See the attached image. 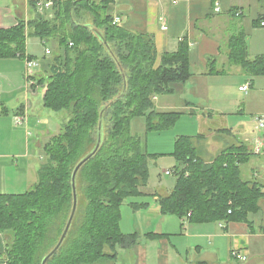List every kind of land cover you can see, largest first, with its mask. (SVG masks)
Listing matches in <instances>:
<instances>
[{"label":"trees","instance_id":"trees-1","mask_svg":"<svg viewBox=\"0 0 264 264\" xmlns=\"http://www.w3.org/2000/svg\"><path fill=\"white\" fill-rule=\"evenodd\" d=\"M110 1L56 0L52 17L38 12L27 22L0 28V59L34 58L26 51L30 35L54 43L47 77L37 83H47L43 106L68 114L61 131L44 144L46 159L35 184L22 193H0L7 264H41L57 244L73 206V171L95 147L101 115L102 144L78 172L76 215L47 264H111L119 246L138 240L137 232L122 231L121 207L128 197L142 194L150 178L149 159L156 155L144 150L132 121L145 117L146 132L173 127L182 113L156 110L154 97L174 93L193 72L187 40L176 51L165 52L158 63L154 38L113 23ZM85 12L91 24L76 19ZM228 48L231 65L249 75H264V54L250 58L246 33L231 37ZM224 73L210 59L207 74ZM171 154L178 161L177 178L170 194L158 198L162 214L183 218L191 213L195 223L246 222L262 208L264 186L243 175L242 165L250 158L244 145L207 161L193 137L184 135L176 139Z\"/></svg>","mask_w":264,"mask_h":264},{"label":"crops","instance_id":"crops-1","mask_svg":"<svg viewBox=\"0 0 264 264\" xmlns=\"http://www.w3.org/2000/svg\"><path fill=\"white\" fill-rule=\"evenodd\" d=\"M40 1L43 0H0V28H10L21 20L27 22L34 18L40 12ZM217 4L219 11L215 9ZM109 12L118 16L119 23L129 30L154 38L158 63L165 52L176 51L180 42L187 40L193 76L186 83L178 84L174 93L154 97L155 108L160 112L179 111L182 115L190 116L201 112L209 118L214 116L215 111L225 115L223 108L197 107V102L209 96L206 87L210 80L234 72L246 74L241 67L229 62L230 38L244 32L250 58L264 54V26L261 25L264 0H111ZM40 13L47 16L51 11ZM87 18L85 22L91 24L89 14ZM212 58L217 60L218 68L225 69L226 73L207 74ZM11 60L24 64L25 58L15 57ZM47 74L48 70H39L36 81ZM251 76H248L246 83H251L250 88H253L256 79ZM37 86L41 87L42 95L45 87L38 84L33 88ZM19 101L20 98L12 104L17 106ZM222 101L226 102L224 99ZM20 104L11 116L5 106L0 112V193L29 190L30 185L35 184L38 168L42 164L36 163V154L31 152L28 129L16 126L15 115H27L25 105ZM144 127L145 117H136L132 121L133 133L137 134L135 129ZM219 130L232 138L223 146L209 147L207 156L202 157L212 161L223 150L244 145L250 158L242 165L243 175L264 186V153H254L255 144L250 143L245 131L235 133L234 128L229 126ZM203 137L205 135H199V138ZM141 191L139 199L131 201V209L125 218L121 216L120 222L122 231L126 234L137 232L138 240L131 246H119L117 258L111 264H233V259L245 261V264H264V201L262 208L250 213L246 222L195 223L186 216L180 218L161 213L158 198L169 195L172 189L155 188L150 177ZM151 196L154 201L148 199ZM6 242L5 234L0 231V264H7L4 255ZM234 251L238 252V257ZM244 255L246 259L242 258Z\"/></svg>","mask_w":264,"mask_h":264},{"label":"rangeland","instance_id":"rangeland-1","mask_svg":"<svg viewBox=\"0 0 264 264\" xmlns=\"http://www.w3.org/2000/svg\"><path fill=\"white\" fill-rule=\"evenodd\" d=\"M88 14L84 17H76V19L85 22L88 19ZM26 46V51L36 58L40 65L34 70L33 79L36 80L38 71H47L48 64L52 59V56L46 53V48H49L52 52L55 45L53 42L43 43L38 36L30 35L27 38ZM248 76L249 74L242 75L234 72L210 80L208 87H206V94H209V96H205V100L202 102H197V107L205 106L204 108H207L209 106L210 108H216L218 106L223 108L222 110L226 111L225 115L215 111L214 116L209 118L201 112H197L191 116L188 114L182 115L173 127L164 131L146 132L145 127L135 129V132L141 136L144 150L156 155L151 156L149 159L150 177L154 181L155 188L160 186L170 190L175 186L178 161L171 153L174 152L176 139L180 136H194L195 141L193 140V143L199 155L203 157L207 156L206 152L209 153V147L214 149L215 145L218 147L223 146L222 144H226L232 138L231 135L219 130L224 126L233 127L235 133L245 131L251 144H255L258 138L262 139L264 137V130L258 128L256 119L257 116L264 114V75H252L251 77L256 79V83L253 88L245 93L239 90V86L246 84ZM43 77H47V75ZM30 82L27 77L25 61L22 64L17 60H11V58L7 60L0 59V112L2 107L5 106L11 116L13 111L21 105L20 102L25 105L27 110V122L25 123L27 125L23 123L19 126L28 129L31 152L36 154V163L40 165L46 159L44 144L51 136L61 131L63 123L68 119V114L65 111L55 112L44 107L43 97L45 91L41 95V87L37 86L34 89ZM41 85L46 88L47 83L44 82ZM18 98H20V101L17 106L13 105L12 103L17 101ZM104 123L106 130L108 121L105 120ZM16 126L18 125L16 124ZM200 134L205 135V137L199 138ZM167 170H171V173L167 174ZM33 184L30 185L29 189ZM136 199H139V197H128L124 201L121 207V216L126 217L127 211L131 209V201ZM148 199L154 201L152 196ZM232 262L233 264L246 263L238 259H233Z\"/></svg>","mask_w":264,"mask_h":264},{"label":"built area","instance_id":"built-area-1","mask_svg":"<svg viewBox=\"0 0 264 264\" xmlns=\"http://www.w3.org/2000/svg\"><path fill=\"white\" fill-rule=\"evenodd\" d=\"M55 1L56 0H43V1H40V3H39L40 12L51 11V13H49L48 16L52 17L53 16L52 10H53V6H54ZM215 9L217 11L220 10V7H219L218 4L216 5ZM119 22H120L119 17L118 16H113V23L118 24ZM261 25L264 26V20L261 21ZM164 28L166 29L167 26H165ZM71 45H72V43H71ZM45 51H46L47 54L51 53V50L49 48H46ZM25 65H26V70H27V77L31 81L30 82L31 86L34 87V86L38 85L37 81L33 79L34 78V70H35V68L40 66L38 60L35 59V58L26 57L25 58ZM250 85H251V83H246L245 85L240 86L239 89L241 91L248 92V90L250 88ZM14 118H15V123L17 125H21V124L27 122V115H15ZM256 119H257V122H258V128L264 130V114L257 116ZM253 151L256 154L264 153V137L262 139L258 138L256 140L254 148H253ZM166 173L170 174L171 170H167ZM229 212H231V210ZM190 215H191V213H188V215L186 217L189 218ZM234 254H235L236 257L239 256L237 251H234ZM242 258L246 259V255H244Z\"/></svg>","mask_w":264,"mask_h":264},{"label":"water","instance_id":"water-1","mask_svg":"<svg viewBox=\"0 0 264 264\" xmlns=\"http://www.w3.org/2000/svg\"><path fill=\"white\" fill-rule=\"evenodd\" d=\"M126 87V84H125ZM103 140V118L102 115L100 117L99 122V132H98V139L96 142L95 147L87 153L75 166V169L72 174V188H73V206L70 213V216L67 220V223L65 225V228L57 242V244L48 252V254L44 257L41 264H47V262L51 259L52 256H54L58 250L61 248L62 244L64 243L65 239L67 238V235L70 231V228L72 226L74 217L76 215L77 209H78V202H79V196H78V190H77V175L81 167L88 162L94 155L98 152Z\"/></svg>","mask_w":264,"mask_h":264}]
</instances>
